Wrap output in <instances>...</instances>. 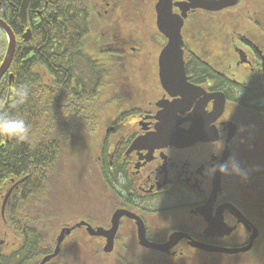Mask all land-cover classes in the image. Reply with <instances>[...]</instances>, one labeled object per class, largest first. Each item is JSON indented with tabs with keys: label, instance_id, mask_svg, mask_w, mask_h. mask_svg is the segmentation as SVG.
I'll return each mask as SVG.
<instances>
[{
	"label": "flooded vegetation",
	"instance_id": "obj_1",
	"mask_svg": "<svg viewBox=\"0 0 264 264\" xmlns=\"http://www.w3.org/2000/svg\"><path fill=\"white\" fill-rule=\"evenodd\" d=\"M159 2L81 0L79 5L68 0L69 11L79 6L95 16L90 30L80 16L70 19V12L66 21L69 32L72 26L89 30L83 54L91 67L82 59H67L74 47L72 37L66 38L64 68L52 69L54 81L56 75L63 77L55 101L66 109L64 139L85 142L88 157L81 171L68 167L59 178L54 195L72 224L50 232L49 254L61 230L82 222L107 231L115 214L118 227L110 253L103 252V237H91L81 226L64 235L57 257L77 235L94 239L105 255L130 251L136 244L143 253L171 258L173 264H188L187 254L231 262L262 250L264 0ZM39 9L31 8L37 26ZM136 9L145 12L144 20ZM171 26L179 29L176 48L186 92L169 93L159 80V57L170 42ZM24 180L0 182V247L7 250L15 246L1 224L5 217L19 220L16 210L25 190L15 187ZM14 190L19 194L15 211L6 216ZM93 194L96 225L88 222ZM41 200L35 205L37 220L40 213L48 216ZM138 224L149 244L164 245L171 235L181 238L168 254L146 249L138 244ZM249 244L246 252L229 255L192 247L236 251Z\"/></svg>",
	"mask_w": 264,
	"mask_h": 264
},
{
	"label": "trees",
	"instance_id": "obj_2",
	"mask_svg": "<svg viewBox=\"0 0 264 264\" xmlns=\"http://www.w3.org/2000/svg\"><path fill=\"white\" fill-rule=\"evenodd\" d=\"M6 1L0 0V19L15 36L16 48L10 67L0 80V182L9 184L10 180L17 181L24 177L25 180L15 188L22 187L25 195L16 210L19 211V220L5 217V222L1 224L12 236L15 247L8 250L0 247V264H36L51 252L53 236L50 232L57 231L63 224H72L63 215V203L55 198L54 192L72 150L81 146V141L64 139L65 124L62 118L66 115V109L57 107L55 101L62 92L56 86L63 84V77L56 75L54 81L52 69L54 66L64 68L66 47L69 46L66 38L69 37H72L74 49L67 59L77 58L80 63L83 60L87 68L91 67L89 57L83 52L89 47L86 38L90 36V24L96 19L89 10H80L79 6L75 11H69L68 0H30L26 12L28 23L23 26L17 19L21 0ZM77 1L80 5L81 0ZM36 5L41 10L38 26L31 11ZM69 12L73 21L80 16L79 20L87 22L88 32L73 26L69 32L66 23ZM26 29L30 30L31 36L27 42H23L22 35ZM6 47L5 35L0 30V64ZM9 74L12 75L11 95L4 108ZM91 93L89 91L87 96ZM63 95L61 100L64 99ZM87 115L90 113L87 112ZM15 190L8 199L5 215L15 211L19 196ZM38 197L42 199L40 202L49 216L40 213L39 220L35 219ZM88 203V222L96 225L95 196ZM76 213L80 214L81 211L76 209ZM79 236L49 264H173L174 261L143 253L136 244L130 247V251L118 249L105 255L94 239ZM184 260L188 264H264V236L262 250L239 261L226 262V259H222L212 262L208 256L191 254H187Z\"/></svg>",
	"mask_w": 264,
	"mask_h": 264
},
{
	"label": "water",
	"instance_id": "obj_3",
	"mask_svg": "<svg viewBox=\"0 0 264 264\" xmlns=\"http://www.w3.org/2000/svg\"><path fill=\"white\" fill-rule=\"evenodd\" d=\"M162 1L160 0L159 4H161ZM29 2L30 0H22L20 7H19L18 17H19L20 23L23 26L27 25L26 10H27ZM174 27L175 26H171L172 29L169 33L170 42L159 57L160 84L162 88L169 93H172L173 91H179V90L186 92L188 88L186 84L185 75L183 72V61L181 59V51L180 50L178 51V49L176 48L181 43L179 29L174 28ZM0 30L5 35L6 42H7V47H6L4 57H3V61L0 64V80H1V78L7 73L10 67V64H11V61H12V58L15 52V48H16V40L10 28L1 19H0ZM30 36H31L30 30L27 29L25 33L22 35L23 42H27L30 39ZM8 82H9L8 83L9 88H8V94H7L4 108L7 107L9 103V97L11 95V92H10V86L12 84L11 74L8 75ZM173 141H182V140H173ZM7 197L8 195L5 197L3 205L5 204ZM118 219H119V215L115 214L111 219V228L107 231H104L103 229H100V228L92 229L90 226L82 222L74 225V227L70 229L61 230L56 239L55 249L53 250L51 254L43 257L39 264H46L50 260L57 257V255L59 254V245L62 242L64 235H69L72 229L79 228L81 226H85L86 232L89 236L103 237L106 240V244L103 248V252L110 253L113 250V239H114L117 227H118ZM180 238L181 236L171 235L169 237L168 242L164 245L149 244L147 243L145 239L143 227L141 226V224L137 225L138 244L141 247L146 248V249H151V250H155L161 253L168 254L171 247H173ZM250 239L252 241L254 239V236H252ZM192 247H197L200 250H204L207 252L209 251L218 252V253H224V254L229 255V254H237L241 252H246L250 248V244L246 248H243L241 250H236V251L215 250V249L201 247L197 245H192Z\"/></svg>",
	"mask_w": 264,
	"mask_h": 264
},
{
	"label": "rangeland",
	"instance_id": "obj_4",
	"mask_svg": "<svg viewBox=\"0 0 264 264\" xmlns=\"http://www.w3.org/2000/svg\"><path fill=\"white\" fill-rule=\"evenodd\" d=\"M132 4H133V1H132ZM137 10V9H136ZM142 9H139L137 10V13L139 15L140 18H142L143 20L145 19V12H141ZM141 19V20H142ZM105 116H106V113H105ZM85 142H83L84 144ZM83 144L81 145V147H75L73 150H72V153L71 155L69 156L66 164L63 166V171L67 170V168L71 167L73 168V166H76L80 169H82V166L84 165V163L86 162L87 160V155L85 154V146H83ZM68 171V170H67ZM62 179L65 181L67 180L68 181V177H62ZM71 204L69 206V210H71Z\"/></svg>",
	"mask_w": 264,
	"mask_h": 264
}]
</instances>
